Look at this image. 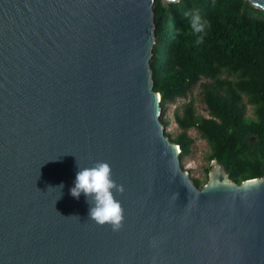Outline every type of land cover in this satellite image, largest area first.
Here are the masks:
<instances>
[{"label": "water", "instance_id": "obj_1", "mask_svg": "<svg viewBox=\"0 0 264 264\" xmlns=\"http://www.w3.org/2000/svg\"><path fill=\"white\" fill-rule=\"evenodd\" d=\"M155 1L0 0V264H264V175L213 159L200 188L165 134ZM97 161L119 231L70 194Z\"/></svg>", "mask_w": 264, "mask_h": 264}, {"label": "trees", "instance_id": "obj_2", "mask_svg": "<svg viewBox=\"0 0 264 264\" xmlns=\"http://www.w3.org/2000/svg\"><path fill=\"white\" fill-rule=\"evenodd\" d=\"M153 8L150 69L161 107L205 79L200 85L208 116L199 114L191 100L175 112L180 132L165 133L180 145V159L191 154L194 138L188 131L195 128L209 145L208 161L224 165L231 180L263 176L264 10L248 0H156ZM196 16L205 25L200 32L192 28ZM208 168L205 181L193 178L200 188Z\"/></svg>", "mask_w": 264, "mask_h": 264}, {"label": "clouds", "instance_id": "obj_3", "mask_svg": "<svg viewBox=\"0 0 264 264\" xmlns=\"http://www.w3.org/2000/svg\"><path fill=\"white\" fill-rule=\"evenodd\" d=\"M168 2L175 4L178 0H168ZM204 26L199 16L192 19L194 31L200 32ZM78 167L79 171L70 194L76 199H79L82 193L84 194L91 205L90 220L101 226L108 224L113 231H119L123 227L124 210L114 192L123 193L125 189L112 178L110 164L106 161H97L91 167H81L79 164ZM60 187L62 188L63 185Z\"/></svg>", "mask_w": 264, "mask_h": 264}, {"label": "rangeland", "instance_id": "obj_4", "mask_svg": "<svg viewBox=\"0 0 264 264\" xmlns=\"http://www.w3.org/2000/svg\"><path fill=\"white\" fill-rule=\"evenodd\" d=\"M223 75L225 76L226 74L224 73ZM203 81H205V79L198 81L186 96L178 97L175 101L164 104L162 108L164 109V113L160 115V118L167 121V124L164 125L165 133L175 136L178 132H180L181 129L175 122V112H181L183 105L191 100L194 101L196 111L199 114L208 116V111L202 98V88L200 85ZM247 115H252L250 105L247 106ZM188 134L194 138V143L191 148V154L181 160V166L185 171L189 172L192 179L198 178L201 181H205V169L209 167V145L206 140L199 135L195 128L189 129Z\"/></svg>", "mask_w": 264, "mask_h": 264}]
</instances>
